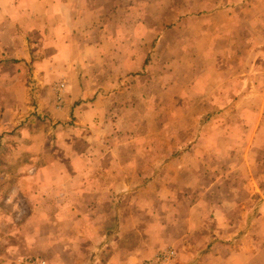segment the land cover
I'll list each match as a JSON object with an SVG mask.
<instances>
[{
  "label": "crops",
  "instance_id": "0c3cea01",
  "mask_svg": "<svg viewBox=\"0 0 264 264\" xmlns=\"http://www.w3.org/2000/svg\"><path fill=\"white\" fill-rule=\"evenodd\" d=\"M263 79L264 0H0V264H264V181L208 180L200 133L159 128Z\"/></svg>",
  "mask_w": 264,
  "mask_h": 264
},
{
  "label": "rangeland",
  "instance_id": "374dc122",
  "mask_svg": "<svg viewBox=\"0 0 264 264\" xmlns=\"http://www.w3.org/2000/svg\"><path fill=\"white\" fill-rule=\"evenodd\" d=\"M233 86L237 87V85L233 84L226 88L224 99H221L222 101L228 102L227 99H233V94L237 92H240V95L237 93L238 96L236 99L245 96V91L232 89ZM255 93L258 92H253L252 94ZM254 99H257L258 102L253 106H250L252 103L249 105V101H246L240 107L233 106V104L223 107L220 110V116L223 119L220 122L217 120L214 123L191 122L186 111L180 121L176 122L172 115L168 116L169 113H166L159 128L167 131V133L164 134L161 144H159L166 148H180L185 146L183 145L185 142H196V134L200 133V136H198L200 143L198 144L202 152L199 158L204 157L206 164L215 169L214 177L213 175L208 176L206 172V178L208 180L218 177L221 180H228V182H240V180H248L251 173L257 172L258 179L264 181V107H262L264 91L261 90L259 96L254 97ZM55 100L54 95V102ZM205 109L211 110L212 107ZM169 111L170 108H167L166 112ZM214 113L217 114V112ZM206 114L205 110L204 113H201V108L197 107L194 108L192 116H205ZM211 114L212 112L209 113V116L212 118ZM187 120L190 121L187 122ZM142 129H145V127H142ZM152 129L154 128L152 127ZM189 130L193 131V138L191 139H189V135H182L183 132ZM202 131H209L207 140H202ZM253 134H256L255 138H252ZM209 150L210 153L205 155ZM177 173L176 171L165 170L163 171L161 179H163V182H170V180L175 178ZM144 174L150 175L151 172H144ZM0 189L5 192L8 190V187H2ZM220 189L224 194L223 185ZM262 193L264 194V191ZM157 205V202L150 204L151 211L156 212ZM159 210H161L160 207Z\"/></svg>",
  "mask_w": 264,
  "mask_h": 264
},
{
  "label": "built area",
  "instance_id": "2783aa9c",
  "mask_svg": "<svg viewBox=\"0 0 264 264\" xmlns=\"http://www.w3.org/2000/svg\"><path fill=\"white\" fill-rule=\"evenodd\" d=\"M68 90V84L65 81L57 82L53 86L55 102L59 109L64 107L65 95ZM177 253L174 249H165L157 253L153 258L144 260L139 264H172L176 259ZM21 264H46L41 258L28 257L22 259Z\"/></svg>",
  "mask_w": 264,
  "mask_h": 264
},
{
  "label": "trees",
  "instance_id": "16d2710c",
  "mask_svg": "<svg viewBox=\"0 0 264 264\" xmlns=\"http://www.w3.org/2000/svg\"><path fill=\"white\" fill-rule=\"evenodd\" d=\"M9 148L5 145V146H0V170H1V166H5L7 165L6 162H5V159L2 158V156H7L8 153H9ZM4 173L7 172V169H3Z\"/></svg>",
  "mask_w": 264,
  "mask_h": 264
}]
</instances>
